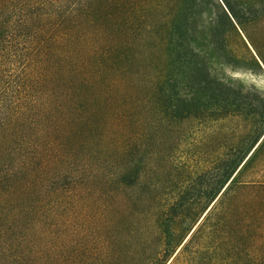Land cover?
Wrapping results in <instances>:
<instances>
[{"label": "trees", "instance_id": "trees-1", "mask_svg": "<svg viewBox=\"0 0 264 264\" xmlns=\"http://www.w3.org/2000/svg\"><path fill=\"white\" fill-rule=\"evenodd\" d=\"M202 13L210 14L200 28L196 15ZM237 22L225 0H0V251L72 236V202L85 197L89 180L86 156L102 154L107 126L148 112L143 103L150 98L143 101L140 89L154 88L160 67L155 54L169 42L182 46L185 56H198L193 42L205 38L213 45L231 33L244 42ZM241 162L230 161L221 179L230 180ZM233 181L171 262L179 239L174 226L181 219L166 206H157L148 220L144 203L138 213L124 201L110 211L121 215L119 222L110 220L111 230L120 223L116 236L125 248L136 239L137 264L244 259L246 250L233 252L231 245L264 238V183ZM218 182L207 188L209 205L225 185L219 189ZM235 188L241 204L229 202L221 211ZM136 228L147 234L136 237ZM116 236L110 235L111 242Z\"/></svg>", "mask_w": 264, "mask_h": 264}, {"label": "rangeland", "instance_id": "rangeland-1", "mask_svg": "<svg viewBox=\"0 0 264 264\" xmlns=\"http://www.w3.org/2000/svg\"><path fill=\"white\" fill-rule=\"evenodd\" d=\"M225 1L237 15L244 42L231 32L213 45L201 38L191 44L198 56H185L182 46L166 42L155 54L156 69L160 67L150 70V76H157L154 88L140 89L143 101L150 98L143 103L148 112L107 126L102 154L86 156L89 180L83 184L85 197L72 202V236H47L37 248L0 251V264H137L136 239L123 247L116 236L120 223L116 230L109 223L121 218L110 211L128 200L138 213L144 203L148 220L157 206L181 219L174 226L179 239L171 262L231 180L264 183V0ZM209 14L196 15L200 28ZM234 160L242 162L227 180V164ZM217 179L219 189L225 185L209 205L206 191ZM239 193L235 188L219 209L229 202L241 204ZM183 205L192 206L194 213ZM144 232L136 228L133 233L137 237ZM110 235L116 236L114 244ZM231 246L233 252L246 250L247 256L230 264H264V238Z\"/></svg>", "mask_w": 264, "mask_h": 264}]
</instances>
